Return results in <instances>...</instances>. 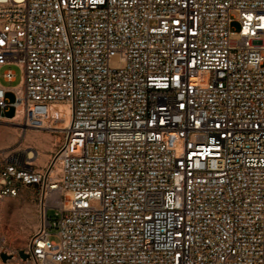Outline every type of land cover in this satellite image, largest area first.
Returning a JSON list of instances; mask_svg holds the SVG:
<instances>
[{
    "label": "built area",
    "instance_id": "obj_1",
    "mask_svg": "<svg viewBox=\"0 0 264 264\" xmlns=\"http://www.w3.org/2000/svg\"><path fill=\"white\" fill-rule=\"evenodd\" d=\"M11 64L0 120L59 143L0 164L40 200L0 264H264V0H0Z\"/></svg>",
    "mask_w": 264,
    "mask_h": 264
},
{
    "label": "rangeland",
    "instance_id": "obj_2",
    "mask_svg": "<svg viewBox=\"0 0 264 264\" xmlns=\"http://www.w3.org/2000/svg\"><path fill=\"white\" fill-rule=\"evenodd\" d=\"M233 27L238 30L239 24L234 23ZM114 67L121 66L118 57L112 61ZM6 69L15 72V79L6 81L2 73ZM1 80L5 86L12 88L22 80V69L17 64L6 65L1 68ZM15 100L12 91L7 92V101ZM5 114H13V107L5 110ZM59 134L52 133L46 129L27 128L15 121L0 120V164L12 153L18 152L23 156L33 157L36 167H43L49 161L50 155L55 150ZM71 197V194H69ZM40 200L38 190L33 187H21L17 196H6L0 199V242L4 243V248L17 250L28 245L30 237L40 226ZM71 204V203H70ZM68 205V208L71 205ZM55 209H49V215H55ZM52 233L57 230L50 228ZM51 239L57 240L56 235H51ZM12 264H34L15 261Z\"/></svg>",
    "mask_w": 264,
    "mask_h": 264
},
{
    "label": "water",
    "instance_id": "obj_3",
    "mask_svg": "<svg viewBox=\"0 0 264 264\" xmlns=\"http://www.w3.org/2000/svg\"><path fill=\"white\" fill-rule=\"evenodd\" d=\"M19 254L23 259H27L29 257V254L25 253L23 250H21ZM1 257L3 260H7L8 258H10V255H7L6 253H2Z\"/></svg>",
    "mask_w": 264,
    "mask_h": 264
},
{
    "label": "bare ground",
    "instance_id": "obj_4",
    "mask_svg": "<svg viewBox=\"0 0 264 264\" xmlns=\"http://www.w3.org/2000/svg\"><path fill=\"white\" fill-rule=\"evenodd\" d=\"M50 159V158H49Z\"/></svg>",
    "mask_w": 264,
    "mask_h": 264
}]
</instances>
